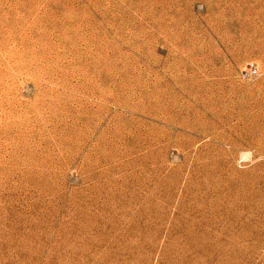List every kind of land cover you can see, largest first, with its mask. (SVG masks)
Returning a JSON list of instances; mask_svg holds the SVG:
<instances>
[{
  "label": "rangeland",
  "instance_id": "1",
  "mask_svg": "<svg viewBox=\"0 0 264 264\" xmlns=\"http://www.w3.org/2000/svg\"><path fill=\"white\" fill-rule=\"evenodd\" d=\"M249 5L0 0V264H264Z\"/></svg>",
  "mask_w": 264,
  "mask_h": 264
},
{
  "label": "bare ground",
  "instance_id": "2",
  "mask_svg": "<svg viewBox=\"0 0 264 264\" xmlns=\"http://www.w3.org/2000/svg\"><path fill=\"white\" fill-rule=\"evenodd\" d=\"M246 1L249 0H243V2ZM252 1L254 2V5H249L246 11L253 15H260L264 8V0H252ZM238 10L241 11L240 9ZM221 11L227 14V10L225 9V7L221 8Z\"/></svg>",
  "mask_w": 264,
  "mask_h": 264
}]
</instances>
